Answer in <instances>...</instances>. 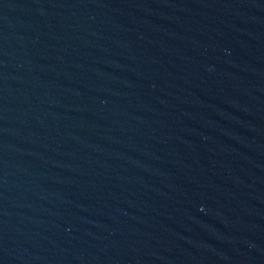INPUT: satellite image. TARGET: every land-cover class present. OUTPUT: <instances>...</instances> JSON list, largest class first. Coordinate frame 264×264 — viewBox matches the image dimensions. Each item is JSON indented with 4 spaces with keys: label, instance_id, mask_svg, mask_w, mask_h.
I'll return each mask as SVG.
<instances>
[{
    "label": "water",
    "instance_id": "95a60500",
    "mask_svg": "<svg viewBox=\"0 0 264 264\" xmlns=\"http://www.w3.org/2000/svg\"><path fill=\"white\" fill-rule=\"evenodd\" d=\"M0 264H264V0H0Z\"/></svg>",
    "mask_w": 264,
    "mask_h": 264
}]
</instances>
